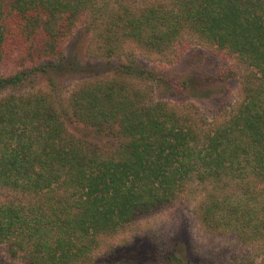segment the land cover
Here are the masks:
<instances>
[{"label":"trees","instance_id":"obj_1","mask_svg":"<svg viewBox=\"0 0 264 264\" xmlns=\"http://www.w3.org/2000/svg\"><path fill=\"white\" fill-rule=\"evenodd\" d=\"M101 1L0 0V62H38L0 76V90L35 71L47 76L85 17L89 30L96 24L108 55L125 41L163 53L186 33L216 46L249 70L241 78L242 99L201 140L166 105H144L140 95L112 82L83 87L66 109L43 94L0 98V186L38 200L0 204V245L33 264H77L98 236L172 204L194 183L209 190L197 208L206 231L263 245L264 0L122 1L107 9ZM123 73L147 74L132 64ZM69 116L87 120L98 134H115V150L103 154L75 138L66 128ZM158 256L183 264L174 252Z\"/></svg>","mask_w":264,"mask_h":264},{"label":"rangeland","instance_id":"obj_2","mask_svg":"<svg viewBox=\"0 0 264 264\" xmlns=\"http://www.w3.org/2000/svg\"><path fill=\"white\" fill-rule=\"evenodd\" d=\"M122 1L138 6L144 0H102L100 6L114 8ZM98 31L96 24L89 30L87 18L79 19L62 45L64 59L52 62L46 68L47 76L35 71V75L28 76L21 84L0 90V98L43 94L56 109H66L74 94L83 87L97 81L112 82L116 89L122 86L130 94L140 95L138 99L144 105H166L182 117L201 140L208 129L227 120L242 99L241 78L249 70L233 55L200 42L189 33L181 35L178 42L163 53H148L135 42L125 41L108 55ZM37 63L19 65L17 61L4 58L0 62V76L35 68ZM131 64L133 68L145 69L146 76H126L124 66ZM85 122L88 121L69 116L65 120L67 131L97 146L103 154L113 152L119 141L115 134H98L90 127L87 129ZM208 191L195 183L187 186L172 204L150 209L146 216L119 227L116 232L98 236L87 259L77 264H172L165 256H158L170 252L182 259L183 264H258L264 244L239 240L230 233L213 235L201 225L197 208ZM37 202L29 193L0 186L2 205L31 206ZM0 264L33 263L19 253L13 255L8 246L2 244Z\"/></svg>","mask_w":264,"mask_h":264}]
</instances>
